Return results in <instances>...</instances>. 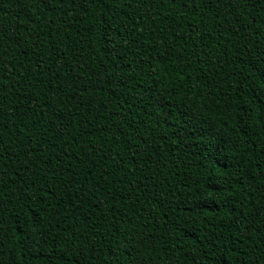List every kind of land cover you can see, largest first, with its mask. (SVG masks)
Segmentation results:
<instances>
[{
  "label": "trees",
  "instance_id": "trees-1",
  "mask_svg": "<svg viewBox=\"0 0 264 264\" xmlns=\"http://www.w3.org/2000/svg\"><path fill=\"white\" fill-rule=\"evenodd\" d=\"M0 264H264V0H0Z\"/></svg>",
  "mask_w": 264,
  "mask_h": 264
},
{
  "label": "snow or ice",
  "instance_id": "snow-or-ice-1",
  "mask_svg": "<svg viewBox=\"0 0 264 264\" xmlns=\"http://www.w3.org/2000/svg\"><path fill=\"white\" fill-rule=\"evenodd\" d=\"M41 2H44V0H41ZM211 2H212V0H209V3H211ZM99 151H100V148H99V147H97V148L94 149V153H95V152H99ZM94 153H93V154H94ZM101 159H102V160H107V159H109V156H108L107 154H106V155H103V156L101 157ZM84 162H85L84 160H81V163H84ZM62 163H63V162H61V164H62ZM92 167H96V165L93 164ZM64 171H66V168L61 167V172H60V174L62 175V174L64 173ZM89 175H90V173H89ZM100 178H102V176H101ZM74 182H75L74 179L69 181V183H74ZM96 186H97V187L99 186L98 182H97Z\"/></svg>",
  "mask_w": 264,
  "mask_h": 264
}]
</instances>
